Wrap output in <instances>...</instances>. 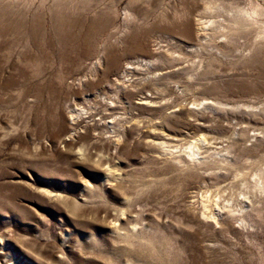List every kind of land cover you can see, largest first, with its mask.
Returning <instances> with one entry per match:
<instances>
[{"label": "rangeland", "instance_id": "374dc122", "mask_svg": "<svg viewBox=\"0 0 264 264\" xmlns=\"http://www.w3.org/2000/svg\"><path fill=\"white\" fill-rule=\"evenodd\" d=\"M3 27L0 264H264V0H0Z\"/></svg>", "mask_w": 264, "mask_h": 264}, {"label": "bare ground", "instance_id": "6f19581e", "mask_svg": "<svg viewBox=\"0 0 264 264\" xmlns=\"http://www.w3.org/2000/svg\"><path fill=\"white\" fill-rule=\"evenodd\" d=\"M6 29H10V27H3V28H0V32H3V31H6ZM106 99V98H105ZM146 97H144V100L146 101ZM143 99H140V102L139 103H142L144 101ZM107 101V100H106ZM110 103V102H109ZM79 107V106H78ZM83 110V109H82ZM81 110L78 111V113H80ZM92 114V113H91ZM87 116V115H86ZM73 120L75 119L74 117L72 118Z\"/></svg>", "mask_w": 264, "mask_h": 264}]
</instances>
